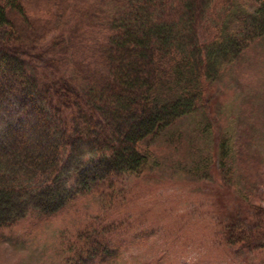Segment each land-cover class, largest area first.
<instances>
[{
  "label": "trees",
  "instance_id": "1",
  "mask_svg": "<svg viewBox=\"0 0 264 264\" xmlns=\"http://www.w3.org/2000/svg\"><path fill=\"white\" fill-rule=\"evenodd\" d=\"M92 1L61 30L22 0H0V232L142 174L149 146L205 110L215 83L264 39V0ZM253 208L218 228L239 255L264 251V211ZM107 233L92 227L74 264L118 260L123 246Z\"/></svg>",
  "mask_w": 264,
  "mask_h": 264
},
{
  "label": "rangeland",
  "instance_id": "2",
  "mask_svg": "<svg viewBox=\"0 0 264 264\" xmlns=\"http://www.w3.org/2000/svg\"><path fill=\"white\" fill-rule=\"evenodd\" d=\"M22 1L31 16L61 30L75 25L73 15L86 1L93 4ZM206 100L205 110L178 125V132L149 146L142 174L81 195L54 217L33 214L0 232V264H74L92 227L108 231L113 247L123 246L111 264H264V251L239 255L218 242V228L237 218L238 207L264 211V39L227 69ZM230 136V156L220 167L222 142ZM224 179H234L228 189Z\"/></svg>",
  "mask_w": 264,
  "mask_h": 264
}]
</instances>
